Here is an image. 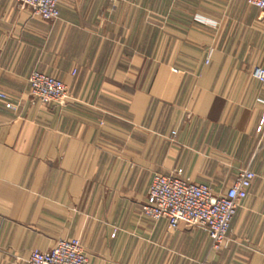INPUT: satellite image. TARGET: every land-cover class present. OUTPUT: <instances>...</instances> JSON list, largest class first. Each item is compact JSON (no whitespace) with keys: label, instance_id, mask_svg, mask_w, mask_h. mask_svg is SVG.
<instances>
[{"label":"crops","instance_id":"0c3cea01","mask_svg":"<svg viewBox=\"0 0 264 264\" xmlns=\"http://www.w3.org/2000/svg\"><path fill=\"white\" fill-rule=\"evenodd\" d=\"M257 67L264 22L246 0H61L55 23L0 0V264L73 239L88 264H264ZM34 71L67 86L64 106L32 99ZM247 167L217 253L205 231L142 215L156 174L220 196Z\"/></svg>","mask_w":264,"mask_h":264},{"label":"built area","instance_id":"2783aa9c","mask_svg":"<svg viewBox=\"0 0 264 264\" xmlns=\"http://www.w3.org/2000/svg\"><path fill=\"white\" fill-rule=\"evenodd\" d=\"M20 9L30 10L33 16L46 23L60 19L61 0H13ZM250 7L258 9L264 22V0H246ZM209 59V58H208ZM208 62V61H207ZM254 78L264 83V68L257 67ZM30 96L42 104L64 106L68 88L60 80L34 71L29 77ZM0 100L6 101L0 93ZM6 108L12 109L10 103ZM264 115L257 132H262ZM175 136V133H172ZM256 179L250 168L242 169L235 182L224 195L216 196L206 184H194L183 180L180 175H154L142 215L152 221H165L169 229L176 231L180 226L205 231L211 241L210 252L225 249L230 239L228 233L240 204L244 202ZM22 264H88L81 243L77 239L59 240L48 252L35 250Z\"/></svg>","mask_w":264,"mask_h":264}]
</instances>
